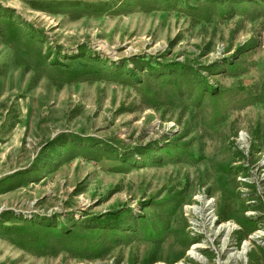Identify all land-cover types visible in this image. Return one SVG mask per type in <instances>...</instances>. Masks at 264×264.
Wrapping results in <instances>:
<instances>
[{
	"label": "rangeland",
	"instance_id": "obj_1",
	"mask_svg": "<svg viewBox=\"0 0 264 264\" xmlns=\"http://www.w3.org/2000/svg\"><path fill=\"white\" fill-rule=\"evenodd\" d=\"M0 264H264V0H0Z\"/></svg>",
	"mask_w": 264,
	"mask_h": 264
},
{
	"label": "bare ground",
	"instance_id": "obj_2",
	"mask_svg": "<svg viewBox=\"0 0 264 264\" xmlns=\"http://www.w3.org/2000/svg\"><path fill=\"white\" fill-rule=\"evenodd\" d=\"M210 205L207 204L206 207L208 208ZM208 216H210V213L207 214ZM196 248V247H195ZM192 254L194 255V257H196L197 259H199V255H197V252H192Z\"/></svg>",
	"mask_w": 264,
	"mask_h": 264
}]
</instances>
